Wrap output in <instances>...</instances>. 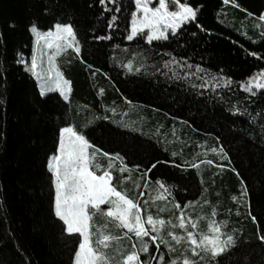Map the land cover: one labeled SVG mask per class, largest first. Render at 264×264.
Returning a JSON list of instances; mask_svg holds the SVG:
<instances>
[{
  "label": "trees",
  "instance_id": "obj_1",
  "mask_svg": "<svg viewBox=\"0 0 264 264\" xmlns=\"http://www.w3.org/2000/svg\"><path fill=\"white\" fill-rule=\"evenodd\" d=\"M117 2L122 9L115 13L117 27L108 28L111 14H101L94 0H0V264H70L73 238L52 212L46 169L65 122L82 126L103 151L119 152L130 168L141 165L126 182L132 193L143 190L133 181L157 160L161 163L149 177L175 185L178 199L198 197L201 177L208 181L218 172L204 198L217 205L218 219L229 220L227 230H235L226 264H264L259 239L264 234V90L255 96L246 91L249 78L264 71V21L259 20L264 0L227 5L223 0H182L202 6V28L187 24L178 41L151 44L140 37L125 39L135 6L133 0ZM58 21L75 26L84 61L70 50L57 58L71 81L69 101L57 93L41 97L20 60L32 57L30 26L44 32ZM96 35L112 39L96 40ZM173 58L176 63L166 68ZM129 62L131 71L125 67ZM221 146L227 159L209 151ZM207 159L227 167L220 172L202 164L197 176L195 169L184 171L170 163ZM233 168L247 185V206L231 201L241 187ZM202 204L201 199L193 215L210 214V206L201 209Z\"/></svg>",
  "mask_w": 264,
  "mask_h": 264
},
{
  "label": "snow or ice",
  "instance_id": "obj_2",
  "mask_svg": "<svg viewBox=\"0 0 264 264\" xmlns=\"http://www.w3.org/2000/svg\"><path fill=\"white\" fill-rule=\"evenodd\" d=\"M94 2L100 6L101 14H111L106 26L117 27L118 17L115 13L122 10L117 0ZM133 2L135 7L130 12L125 36L128 41L137 37L148 44L169 41L170 38L178 41L185 25L195 23L196 27L202 28L198 21L202 6H192L182 0ZM230 2L223 0L225 5ZM259 20L264 21V13ZM30 31L36 35L37 43L42 40L43 44L39 45V53L37 47H33L31 64L25 70L39 81L41 97L58 92L59 97L69 101L71 81L64 78L57 58L70 50L84 62L75 26L70 22L58 21L44 32L38 31V26L32 24ZM94 39L111 40L112 36L96 35ZM251 55L255 56L256 53ZM170 63H176L175 58L165 67ZM88 67L91 69L93 66L88 64ZM125 67L131 71V62ZM197 71L203 70L197 65ZM204 86H207V82ZM260 90H264V73L250 77L246 87L251 96L257 95ZM100 91L103 93V89ZM111 111L115 115V109ZM102 118L109 119L107 116ZM209 151L219 155L222 160L227 159L222 146L211 147ZM177 155V152H172L173 157ZM200 155L206 153H196L197 157ZM159 163L157 160L141 172L133 183L137 189L143 190L132 193L126 187V182L132 179L133 168L140 169V164L130 168L119 152L103 151L80 125L65 122V126L58 128L55 148L46 157V169L50 174L52 212L62 222V231L73 238L68 242L70 264H226L232 255L230 249L235 244L232 234L235 230H227L229 220L218 219L217 205L204 198V193L216 183L219 173H213L208 181L201 177L198 197L178 199L173 194L175 185L170 186L166 180L149 177ZM170 163L184 171L195 169L197 176L201 174L202 164L214 165L212 159L200 160L199 163L188 160L180 163L173 160ZM214 167L222 172L227 165L215 164ZM231 171L236 172L234 168ZM236 175L241 187L238 195L231 196V201L241 207L247 206V185L238 172ZM140 180L143 181L142 185L138 182ZM201 199V209L210 206V214L200 212L193 215ZM166 211L169 215L162 216L161 213ZM240 214L237 210L236 215ZM248 216L253 223L256 222L257 218L251 211ZM259 239L264 242V234Z\"/></svg>",
  "mask_w": 264,
  "mask_h": 264
},
{
  "label": "rangeland",
  "instance_id": "obj_3",
  "mask_svg": "<svg viewBox=\"0 0 264 264\" xmlns=\"http://www.w3.org/2000/svg\"><path fill=\"white\" fill-rule=\"evenodd\" d=\"M264 13V12H263ZM30 35H32V39H33V45L35 46V47H37V52L39 53V50H40V48H39V45H42L43 44V41L41 40V41H39V44L37 43V37H36V35L35 34H33L32 32H31V34ZM34 46H32V47H34ZM32 56V55H31ZM29 57H21V64L22 65H25V66H30V64H31V59H28ZM262 73H264V71L262 72ZM65 78V77H64ZM34 79H35V81H36V83H37V86H38V89H39V92H40V85H39V81L34 77ZM50 93H57L58 95H59V93L58 92H50ZM50 93H48V94H50ZM55 217V216H54Z\"/></svg>",
  "mask_w": 264,
  "mask_h": 264
}]
</instances>
